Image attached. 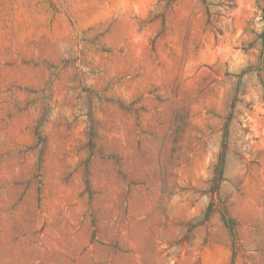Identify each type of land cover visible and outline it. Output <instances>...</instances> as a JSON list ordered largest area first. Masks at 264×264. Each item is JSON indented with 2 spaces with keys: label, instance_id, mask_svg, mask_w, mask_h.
<instances>
[{
  "label": "rangeland",
  "instance_id": "1",
  "mask_svg": "<svg viewBox=\"0 0 264 264\" xmlns=\"http://www.w3.org/2000/svg\"><path fill=\"white\" fill-rule=\"evenodd\" d=\"M0 264H264V0H0Z\"/></svg>",
  "mask_w": 264,
  "mask_h": 264
}]
</instances>
